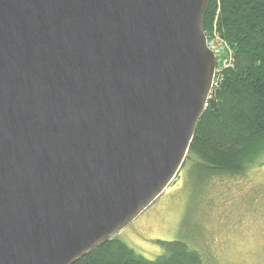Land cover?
<instances>
[{
  "label": "water",
  "instance_id": "obj_1",
  "mask_svg": "<svg viewBox=\"0 0 264 264\" xmlns=\"http://www.w3.org/2000/svg\"><path fill=\"white\" fill-rule=\"evenodd\" d=\"M210 0H0V264H73L178 176L216 68Z\"/></svg>",
  "mask_w": 264,
  "mask_h": 264
},
{
  "label": "trees",
  "instance_id": "obj_2",
  "mask_svg": "<svg viewBox=\"0 0 264 264\" xmlns=\"http://www.w3.org/2000/svg\"><path fill=\"white\" fill-rule=\"evenodd\" d=\"M206 10L203 31L224 43L229 61L216 73L186 161L210 177L236 175L264 151V0H210ZM162 242L163 254L148 259L113 237L73 264L201 263L185 242Z\"/></svg>",
  "mask_w": 264,
  "mask_h": 264
},
{
  "label": "rangeland",
  "instance_id": "obj_3",
  "mask_svg": "<svg viewBox=\"0 0 264 264\" xmlns=\"http://www.w3.org/2000/svg\"><path fill=\"white\" fill-rule=\"evenodd\" d=\"M253 161L243 173L211 177L184 162L116 237L148 259L163 254L162 241L177 240L200 254V264H264V151Z\"/></svg>",
  "mask_w": 264,
  "mask_h": 264
},
{
  "label": "built area",
  "instance_id": "obj_4",
  "mask_svg": "<svg viewBox=\"0 0 264 264\" xmlns=\"http://www.w3.org/2000/svg\"><path fill=\"white\" fill-rule=\"evenodd\" d=\"M206 43L209 46V48L212 50V52L215 54V59H216V68H215V73H214V79L212 82V88L213 85L215 84V78H216V73L220 71L222 67L227 66L229 57L226 55V47L223 42H218L215 38L213 37H206ZM212 90V89H211ZM211 92V91H210ZM210 98V94L208 96Z\"/></svg>",
  "mask_w": 264,
  "mask_h": 264
}]
</instances>
